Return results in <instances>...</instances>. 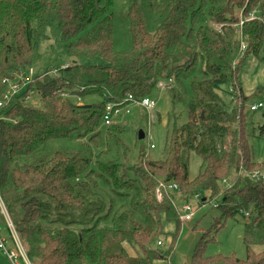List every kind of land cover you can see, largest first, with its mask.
<instances>
[{"label": "trees", "instance_id": "trees-1", "mask_svg": "<svg viewBox=\"0 0 264 264\" xmlns=\"http://www.w3.org/2000/svg\"><path fill=\"white\" fill-rule=\"evenodd\" d=\"M237 11L245 19V50L234 29ZM56 30L72 57L63 70H89L94 78L81 83L79 74L71 82L35 75L0 120V194L32 263L167 259L170 253L155 247L164 236L162 217L176 222L174 239L183 222L168 197L157 200L156 190L160 182H174L182 191L175 196L179 205L220 197L224 218L253 213L244 228L245 259L205 256L201 242L191 264H264V162L253 159L245 129L249 97L239 81L245 60L264 55V0H0V97L6 79L40 63L41 46ZM94 58L102 65L80 64ZM170 79L167 91L186 108L187 120L166 126L161 158L147 157L142 128L135 151L120 123L101 130L107 103L127 95L156 99L158 84ZM224 85L231 87L232 110L219 94ZM32 91L41 95V107L25 101ZM102 91L100 104L73 100ZM258 134L264 139V123ZM192 153L205 164L193 180Z\"/></svg>", "mask_w": 264, "mask_h": 264}, {"label": "rangeland", "instance_id": "rangeland-1", "mask_svg": "<svg viewBox=\"0 0 264 264\" xmlns=\"http://www.w3.org/2000/svg\"><path fill=\"white\" fill-rule=\"evenodd\" d=\"M238 19L241 13H236ZM221 25H219L220 27ZM218 26L216 29L220 30ZM117 43L119 47L126 46V36L124 29L119 25L117 34ZM239 39V37H237ZM245 41V40H244ZM61 32L56 30L50 35L49 40L45 41L41 46L42 60L36 65L33 70L35 75L49 73L52 78H63L65 81L71 82L73 74H79L80 82L84 83L87 80L94 78L92 71H65L66 65L72 64V57L68 54ZM264 55H251L242 64L239 81L249 101L245 106V129L249 136V142L253 153V159L256 162H264V139L260 138L258 128L264 123V107L257 111H252L253 106L264 103ZM103 61L94 59L80 60L83 66L102 65ZM57 71V73H56ZM78 79V80H79ZM188 85V81L185 83ZM176 85V84H175ZM175 87V86H174ZM65 88H72L70 85ZM70 91V90H69ZM259 92V93H258ZM220 96L230 110L233 109L231 87L224 85L219 90ZM105 93L95 92L81 97L82 104L92 105L100 104L105 100ZM158 109L155 112V124L150 127L156 149H149V140H143V144L147 148V157L152 159H159L163 156L165 141H166V126L176 123L177 125L184 124L187 118L186 108L180 103H173L170 91L157 94ZM79 103V98H73ZM30 105L41 107V95L34 91L32 99L29 101ZM146 111L137 109L132 115L123 118L120 124L127 129L125 140L132 145L140 128L148 131V117H145ZM104 131L106 128L101 127ZM134 156V155H133ZM205 164L203 159L196 153L190 155L189 164V178L191 180L198 177L204 170ZM223 187H226L224 185ZM223 192V191H222ZM208 197V195H206ZM220 198V197H218ZM214 198L211 202L201 204L203 197H194L191 199H182L179 202H186L198 209L195 219L193 221L183 223L180 235L174 239L176 233V222L167 220L165 216L162 217L164 236L162 237V244L155 246L156 249L163 253L169 252L170 256L164 260H157L154 264H191L194 251L197 246L203 242L205 245V256L235 255L240 259H245L247 256V247L244 243L243 235L244 228L247 222L250 221L251 216H244L243 213H238L235 217L224 218L223 212L220 208L221 199ZM178 203V202H177ZM216 205L218 207H216ZM1 209V208H0ZM7 209V208H6ZM221 210V211H220ZM247 215V214H245ZM220 224H217V223ZM0 231L2 235L8 239V246L13 247L9 237V231L6 220L0 210ZM205 236V237H204ZM256 252H262L263 246L257 245L254 247ZM129 252L136 255V251L129 247ZM0 264H11L7 256L0 250Z\"/></svg>", "mask_w": 264, "mask_h": 264}, {"label": "built area", "instance_id": "built-area-1", "mask_svg": "<svg viewBox=\"0 0 264 264\" xmlns=\"http://www.w3.org/2000/svg\"><path fill=\"white\" fill-rule=\"evenodd\" d=\"M257 11H255L253 14H251L250 18L247 20L255 19ZM245 24V19L243 18V15L241 14V17L239 18V22L234 25V29L236 31L237 37H239L238 40L241 41V49L245 50V38L243 36V26ZM219 27V25H217ZM219 29H222V25L219 27ZM68 65H66L64 68H66ZM34 70L30 69L28 74H20L17 75L14 79H6L4 81V84L6 85V91L3 93V95L0 97V120H6L3 116H1L2 110L8 106L15 97H18L20 93L23 91L24 88L28 87L31 83H33L34 80ZM173 79H170L168 81H162L158 84L159 91L161 93L166 92L173 84ZM32 93L30 92L26 97L25 101L29 102L32 99ZM62 96L64 97H71L69 93H62ZM75 97V96H74ZM77 97V96H76ZM75 97V98H76ZM79 104H82L81 98H79ZM264 107L262 103H260L257 106H253L251 108L252 111H257L258 109ZM137 109H142L147 112L149 115L148 120V131H145L146 138L149 140V149L154 150L156 149V145L153 142V136L152 132L150 130V127L155 124V112L158 109V101L157 99H153L150 97L138 99L134 97L133 95H127L125 99L119 102H109L106 104L105 112L103 116V127L109 128L115 124L120 123V121L133 114V112ZM260 174L256 173L253 175V178H259ZM176 197L182 196V191L180 190L178 184L171 182H160L157 190H156V197L159 202H163L165 197H168L173 206L175 207L180 220L183 223H187L190 221H193L196 216V212L198 209L192 207L189 203H184L182 205H179L177 203ZM216 207H218L216 205ZM0 210L2 215L4 216L8 231H9V237L12 242L13 247L8 246V239L5 238L1 231H0V250L7 256L8 260L11 262V264H33L32 261L29 258L28 255V249L25 244V242L20 238L19 234L16 231V228L14 226V223L6 209V206L3 202V199L0 194ZM246 216H250L248 213ZM162 243H159L161 245Z\"/></svg>", "mask_w": 264, "mask_h": 264}, {"label": "water", "instance_id": "water-1", "mask_svg": "<svg viewBox=\"0 0 264 264\" xmlns=\"http://www.w3.org/2000/svg\"><path fill=\"white\" fill-rule=\"evenodd\" d=\"M145 138H146V133H145V131L142 129V130L139 131V140H140V141H143V140H145Z\"/></svg>", "mask_w": 264, "mask_h": 264}]
</instances>
